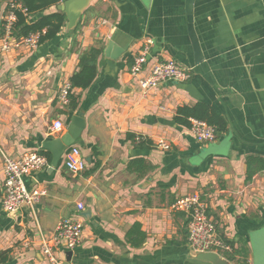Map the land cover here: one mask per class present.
<instances>
[{
  "label": "crops",
  "instance_id": "1",
  "mask_svg": "<svg viewBox=\"0 0 264 264\" xmlns=\"http://www.w3.org/2000/svg\"><path fill=\"white\" fill-rule=\"evenodd\" d=\"M11 1L0 0V35ZM59 3L29 21L60 12ZM64 17L53 39L0 60V150L12 159L35 153L48 161L25 177L29 189L46 196L10 216L2 211L0 154L4 264H52L41 253L40 234L50 238L68 218L81 221L83 235L69 261L68 251L54 250L61 264H189L187 217L170 208L189 195L206 205L225 242H247V264H264V168L257 170L264 165V0H92L74 25ZM147 39L148 67L171 60L191 78L142 96L129 70ZM90 49L100 50L95 79L87 89H72L76 108L62 110L56 98L79 70V55ZM197 103L225 121L213 143L198 144L189 128L173 121L177 108ZM76 116L84 129L50 171L51 155L42 145L66 134ZM57 120L63 127L52 134ZM131 136L152 147H136ZM158 140L170 149L156 148ZM71 148L86 165L79 175L64 167ZM249 159L257 172L247 182ZM139 160L146 169L135 164ZM135 225L145 235L137 248L130 243L137 234L127 239Z\"/></svg>",
  "mask_w": 264,
  "mask_h": 264
},
{
  "label": "built area",
  "instance_id": "2",
  "mask_svg": "<svg viewBox=\"0 0 264 264\" xmlns=\"http://www.w3.org/2000/svg\"><path fill=\"white\" fill-rule=\"evenodd\" d=\"M26 15L20 0H12L4 16L2 33L0 35V60L12 52L35 51L40 45L41 33H31L26 37L17 38L14 35V26L17 21L16 13ZM150 39L144 41L140 52L133 58L129 70V76L137 79L138 91L142 96L148 95L151 91L158 89L167 82H186L191 78L188 69L182 68L171 60L156 61L148 67ZM145 72L144 76H141ZM70 84L63 86L56 100L62 110L69 103L71 94ZM190 134L198 144H209L216 141L215 128L204 121L190 120ZM63 125L60 120L54 121L49 132L58 133ZM139 142V137L136 138ZM156 148L161 151H168L170 145L164 140H158ZM71 147V146H70ZM3 161L2 172L5 177L2 211L6 215L18 213L22 208L33 209L40 200L46 196V191L37 188L29 189L25 183V177L29 174L41 171L47 166V159L35 153L23 155L18 159H12L1 152ZM64 167L72 175L81 174L85 168V162L81 153L76 148H71L66 153ZM79 211L83 210L82 204L76 205ZM173 211L183 213L187 217V243L193 253L212 252L223 257L231 252L228 245L217 233L216 225L207 213L206 205L198 195H189L177 200L170 207ZM83 235V224L74 218L61 219L50 238L40 234V248L42 255L52 264H61L54 258V250L64 249L73 251L80 245Z\"/></svg>",
  "mask_w": 264,
  "mask_h": 264
},
{
  "label": "trees",
  "instance_id": "3",
  "mask_svg": "<svg viewBox=\"0 0 264 264\" xmlns=\"http://www.w3.org/2000/svg\"><path fill=\"white\" fill-rule=\"evenodd\" d=\"M60 0H20L22 7L26 10V15H23L20 12L16 13L17 21L14 26V35L17 38L26 37L31 33H41L40 44L53 39L61 30L63 23L65 21L64 14L62 12H57L50 15H45L40 17L38 20L30 22L29 17L35 14L42 13L44 10L48 9L51 6L57 5ZM99 49H90L85 52H82L79 55V70L72 75L70 78L69 84L71 89H87L96 76V60L99 56ZM66 108L74 110L76 108V100L69 95V103ZM64 108V109H66ZM198 120L204 121L208 125L215 128L216 136L222 134L225 131V121L223 118L215 113L209 106L204 103H197L192 107H179L176 110V115L173 118V121L176 125L182 126L185 128H190V120ZM135 137L131 136L130 139L135 143ZM139 137V136H137ZM138 148H150L152 144L144 139L143 137H139V142L135 143ZM254 160L247 161V173H246V181H250L252 177L256 174L257 170H262L264 165L259 162V166L257 170L252 169V164ZM135 164L137 166L140 165V169L144 170V162L142 160L136 161ZM136 230L137 233H136ZM138 239L131 242L130 238L132 236H136ZM145 235L139 230V225H135L132 230H130L127 234V239L130 240L131 246L137 248L139 247ZM227 244L234 247L237 246L231 253L224 254V258L229 262L234 260L235 256H238L241 259V264H247V258L249 254V249L247 246V242L243 238H239L235 243L226 242ZM8 261L7 252H3L0 254V264H4Z\"/></svg>",
  "mask_w": 264,
  "mask_h": 264
},
{
  "label": "water",
  "instance_id": "4",
  "mask_svg": "<svg viewBox=\"0 0 264 264\" xmlns=\"http://www.w3.org/2000/svg\"><path fill=\"white\" fill-rule=\"evenodd\" d=\"M90 1L92 0H61L57 8L60 12L65 14L68 19V22L71 25H74L77 20L78 14L81 11L85 10ZM83 129V119H81L79 116L73 117L71 123L67 128L66 134H64L60 138L47 141L42 145V147L47 150L51 155L49 169L50 171L51 169L56 168L61 157L63 156L64 150L74 144ZM16 214L17 213H14L10 216H15ZM71 254V251L65 253L67 261H69ZM187 261L189 264H230L227 259L212 252H191L188 256Z\"/></svg>",
  "mask_w": 264,
  "mask_h": 264
},
{
  "label": "bare ground",
  "instance_id": "5",
  "mask_svg": "<svg viewBox=\"0 0 264 264\" xmlns=\"http://www.w3.org/2000/svg\"><path fill=\"white\" fill-rule=\"evenodd\" d=\"M64 250V249H63Z\"/></svg>",
  "mask_w": 264,
  "mask_h": 264
},
{
  "label": "rangeland",
  "instance_id": "6",
  "mask_svg": "<svg viewBox=\"0 0 264 264\" xmlns=\"http://www.w3.org/2000/svg\"><path fill=\"white\" fill-rule=\"evenodd\" d=\"M224 257V256H223Z\"/></svg>",
  "mask_w": 264,
  "mask_h": 264
}]
</instances>
